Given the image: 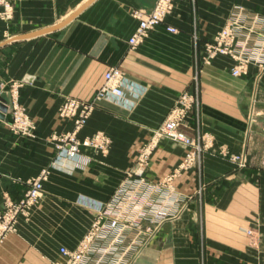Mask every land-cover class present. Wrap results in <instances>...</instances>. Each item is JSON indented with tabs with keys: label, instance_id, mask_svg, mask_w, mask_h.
<instances>
[{
	"label": "crops",
	"instance_id": "1",
	"mask_svg": "<svg viewBox=\"0 0 264 264\" xmlns=\"http://www.w3.org/2000/svg\"><path fill=\"white\" fill-rule=\"evenodd\" d=\"M90 1L11 0L12 18L0 17V44L45 31L0 47V97L13 93L35 125L33 139L20 137L7 127L10 110L0 118V208L6 193L18 200L31 179L49 171L39 204L0 244V264H52L63 260L61 247L75 250L94 220L93 205L110 199L185 91L197 101L181 130L207 147L173 180L177 216L135 264H264V79L251 118L261 70L251 65L236 77L235 61L224 55L205 63L206 44L237 7L264 19V0H176L166 23L134 48L133 12L152 10L156 0ZM112 67L124 73L125 96L99 99ZM68 97L95 103L79 138L101 133L106 151L82 147L78 158L57 159L53 135L71 129L59 115ZM190 149L162 138L147 178L170 175ZM232 155H246V167Z\"/></svg>",
	"mask_w": 264,
	"mask_h": 264
},
{
	"label": "built area",
	"instance_id": "2",
	"mask_svg": "<svg viewBox=\"0 0 264 264\" xmlns=\"http://www.w3.org/2000/svg\"><path fill=\"white\" fill-rule=\"evenodd\" d=\"M175 2L176 0H156L152 10L133 12L139 25L129 39L132 48L142 44L158 25L166 23L174 11ZM13 12L11 0H0L1 18L11 19ZM167 29L171 33L177 32L171 26ZM205 50V63H210L219 55L231 57L235 61L232 74L236 77L248 74L251 65L257 66L261 72L256 76L253 91L256 99L258 83L264 79V19L261 16L237 7L233 17L206 44ZM105 77L106 82L99 99L109 94L124 98L126 80L122 70L112 67ZM196 101V96L188 91L179 96L165 120L154 130L153 139L141 149L132 168L110 199L93 205L94 220L77 248L70 250L61 247L63 260L52 264H135L154 241L163 224L176 218L181 199L173 187V180L182 170L188 169L197 161L207 147L194 143L181 130L186 126V119ZM256 104L257 100L252 101L251 118L256 114ZM7 106L12 113L11 129L26 133L30 121L25 117L15 95L13 102L7 103ZM94 108L95 103L72 97L64 99L59 107V115L71 124V129L53 135L57 159L78 158L82 147L98 151L108 149L109 140L101 133L83 141L79 138V133L88 123ZM162 138L182 143L191 149L170 175L161 181H152L147 178L146 170L153 149ZM231 159L240 168L247 165L246 155H232ZM48 175L49 171L44 169L31 179L28 182L29 188L18 200L5 194L3 207L0 208V244L16 230L19 217L29 215L31 209L39 204Z\"/></svg>",
	"mask_w": 264,
	"mask_h": 264
},
{
	"label": "rangeland",
	"instance_id": "3",
	"mask_svg": "<svg viewBox=\"0 0 264 264\" xmlns=\"http://www.w3.org/2000/svg\"><path fill=\"white\" fill-rule=\"evenodd\" d=\"M176 3V2H175ZM13 100H14V94L13 93H11L10 94V96H9V98H8V101H7V103L9 102H13ZM254 100H257V99H255L254 98V96L253 95H251V101H254ZM20 105V104H19ZM21 107H22V105H21ZM22 109H23V112H24V115H25V117L30 121V127L28 128V131L25 133V132H23V130H21V131H13V129H11V127H10V121L7 123V127H8V129H9V131L11 132V133H13L14 135H17V136H20V137H27V138H31V139H33L34 137H35V125H34V123L31 121V119H30V117L27 115V113H26V111H25V109L22 107ZM10 114H11V119H12V113L10 112ZM24 129V128H23ZM56 134H59V133H56ZM54 146H55V148H56V145L54 144ZM25 194V193H24ZM38 205V204H37Z\"/></svg>",
	"mask_w": 264,
	"mask_h": 264
},
{
	"label": "water",
	"instance_id": "4",
	"mask_svg": "<svg viewBox=\"0 0 264 264\" xmlns=\"http://www.w3.org/2000/svg\"><path fill=\"white\" fill-rule=\"evenodd\" d=\"M93 1L94 0H91L90 3L93 2ZM78 13H76L73 17L68 19L65 23H62V25L66 24L69 21H71L72 19H74L77 16ZM42 33H45V31H41V32H38V33H33V34H28V35H21V36L13 37V38L7 40L6 42L0 44V47L6 45L8 43H11L13 41L24 40V39H27V38L35 35V34L39 35V34H42ZM7 112H8L7 100L4 97H0V118L4 119L6 114H7Z\"/></svg>",
	"mask_w": 264,
	"mask_h": 264
}]
</instances>
